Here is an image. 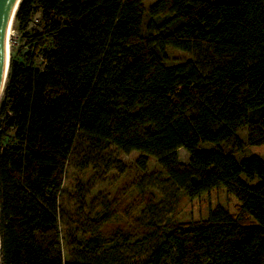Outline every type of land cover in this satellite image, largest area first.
Returning a JSON list of instances; mask_svg holds the SVG:
<instances>
[{"label": "trees", "instance_id": "16d2710c", "mask_svg": "<svg viewBox=\"0 0 264 264\" xmlns=\"http://www.w3.org/2000/svg\"><path fill=\"white\" fill-rule=\"evenodd\" d=\"M145 1H20L13 28L38 10L43 28L10 55L0 97V264H264V0ZM167 48L191 60L170 65ZM111 148L141 172L155 159L190 220L104 235L109 206L84 218L68 169Z\"/></svg>", "mask_w": 264, "mask_h": 264}, {"label": "rangeland", "instance_id": "374dc122", "mask_svg": "<svg viewBox=\"0 0 264 264\" xmlns=\"http://www.w3.org/2000/svg\"><path fill=\"white\" fill-rule=\"evenodd\" d=\"M156 0H146L144 5L148 8ZM43 21L41 12L34 13L28 27L21 31L10 27L8 35L9 56L12 54L16 58L20 56V50L23 48V40L26 36L31 37L35 32L42 31ZM29 39V38H27ZM25 50H21V52ZM168 64H178L188 60L191 57L181 51L172 48L166 49ZM37 67H42L40 59L36 62ZM240 138L245 143L246 130L239 132ZM202 148H212L211 145H203ZM179 161L188 164V153L180 149L178 151ZM251 155L248 148H244L236 153L238 160H242ZM100 162L96 168L88 167L80 169L81 158L73 160L68 169L64 187L67 192L75 197L80 192L82 200V214L84 218H94L102 214L106 206H109L111 219L107 225L102 228L104 235L114 233L123 234L131 232L135 226L134 219L142 218L144 221H153L154 223L164 224L169 219L178 222H188L190 220V205L188 199L171 184L165 172L159 166L155 159H150L146 172H141L136 165L138 153L133 152L125 155L116 149H109L99 154ZM264 159V157H263ZM117 161L122 164L117 168ZM140 189H147L155 195V206L152 210L145 209L146 200L140 193ZM206 196H203L202 218H208V209L205 203ZM75 202L76 199L74 198ZM220 203L225 207V190L220 192ZM136 246L131 243L121 246L119 252L125 256L136 253ZM69 253L67 246L64 245V258L68 259Z\"/></svg>", "mask_w": 264, "mask_h": 264}, {"label": "water", "instance_id": "95a60500", "mask_svg": "<svg viewBox=\"0 0 264 264\" xmlns=\"http://www.w3.org/2000/svg\"><path fill=\"white\" fill-rule=\"evenodd\" d=\"M21 0H0V97L7 80L10 56H8V30L13 24Z\"/></svg>", "mask_w": 264, "mask_h": 264}, {"label": "bare ground", "instance_id": "6f19581e", "mask_svg": "<svg viewBox=\"0 0 264 264\" xmlns=\"http://www.w3.org/2000/svg\"><path fill=\"white\" fill-rule=\"evenodd\" d=\"M10 30V29H9ZM9 30H8V35H9ZM7 52H8V56H9V47H7Z\"/></svg>", "mask_w": 264, "mask_h": 264}]
</instances>
